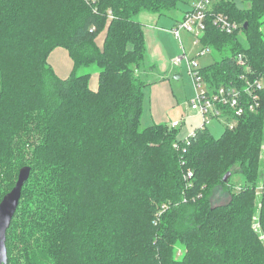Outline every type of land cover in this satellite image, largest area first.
<instances>
[{"label": "trees", "instance_id": "16d2710c", "mask_svg": "<svg viewBox=\"0 0 264 264\" xmlns=\"http://www.w3.org/2000/svg\"><path fill=\"white\" fill-rule=\"evenodd\" d=\"M194 1L0 0V202L31 166L7 264H264V90L258 113L218 137L206 127L188 143L168 123L143 125L157 70L140 14L178 19ZM244 1L213 6L238 31L209 20L200 38L212 92L264 77V0ZM59 47L67 78L48 59Z\"/></svg>", "mask_w": 264, "mask_h": 264}, {"label": "built area", "instance_id": "2783aa9c", "mask_svg": "<svg viewBox=\"0 0 264 264\" xmlns=\"http://www.w3.org/2000/svg\"><path fill=\"white\" fill-rule=\"evenodd\" d=\"M219 0H196L191 7L187 10L184 17L178 22L173 31L179 35L180 30L183 28L196 36V40L201 42V36L204 34L208 27V21L212 20L218 28L224 33H234L240 29L241 24L233 20L227 13L214 11L213 6ZM208 51V48L201 50ZM186 61L192 83L194 87L193 98L189 101L193 110L201 114L202 124L201 127L191 134H189L185 141L190 143L191 137H195L201 129H204L206 124L215 119V117L225 120L228 127H234L236 124V117L242 116L245 112L258 113L263 106L264 90V77L256 76L250 78L248 73L243 74L242 85H230L228 87L221 86L214 92L210 91L206 82L201 74V66L196 59L190 58L186 53L173 59L174 65H180ZM238 66H243L247 72L251 71L248 65L247 56L245 54L239 55L236 58ZM232 111V114L230 112ZM233 115V117H232ZM181 124L180 120L172 121L171 127H177ZM192 170H189L186 176H192ZM237 190L242 189L241 184L235 186ZM260 186L257 194H260ZM255 227L260 226L258 223L254 224Z\"/></svg>", "mask_w": 264, "mask_h": 264}, {"label": "crops", "instance_id": "0c3cea01", "mask_svg": "<svg viewBox=\"0 0 264 264\" xmlns=\"http://www.w3.org/2000/svg\"><path fill=\"white\" fill-rule=\"evenodd\" d=\"M183 17L184 15L175 19L169 15H159L157 13L153 14L149 12H141L140 14V19L144 23L145 27V41L147 44L149 60L157 70L155 73L156 82L145 88L144 111L148 106L150 113L149 118L151 121L149 125L154 123L157 124L159 122L171 125L172 121L180 120L181 124L177 126L178 138L180 139H185L189 135H182L179 132V129L186 127L190 114L187 107H185L184 112L180 116H177V110L181 109L180 106H182L185 102L189 107V101L191 99L186 98L185 89H176V86L170 77L173 75L176 79H180L182 74L181 70L178 68L183 64H186L185 62L181 65L173 64V59H175L177 49L179 50L177 57L184 55V53L190 57V54L187 53L185 42L182 40L183 33L189 32L183 28L180 30L179 35H176L173 31L175 25L180 22ZM103 37L104 33H102L98 38V41L101 44H103ZM177 41L178 44L180 41V47L177 45ZM48 59L56 73H58L61 77L69 76L73 68V59L69 56V53L65 48L59 47L54 49ZM98 80L99 73L94 72L90 80V85L95 89L98 88ZM197 117L198 123L200 124L197 125L193 131L199 129L202 124V116L198 112ZM206 127L207 126H205V128Z\"/></svg>", "mask_w": 264, "mask_h": 264}, {"label": "rangeland", "instance_id": "374dc122", "mask_svg": "<svg viewBox=\"0 0 264 264\" xmlns=\"http://www.w3.org/2000/svg\"><path fill=\"white\" fill-rule=\"evenodd\" d=\"M236 1H237V4L239 5V7L240 6L241 7L248 6V3L245 2L244 0H236ZM183 6L186 7L187 5H183ZM182 40H184V42H185V46L187 48V53L190 54V57L192 59L196 58L199 61V65L201 67L213 63L214 56H212V53H210L209 51H206V50L204 51V53L201 52V50L204 48V46H203V44L201 42L196 40V36L194 34H192L190 32L189 33H183ZM177 45L180 47V41H179V44H178V41H177ZM178 51L179 50L177 49V54H178ZM177 54L175 55V58L177 57ZM184 62L186 63V61H184ZM178 69L181 70L182 77L180 79H176L172 75L170 77V79L175 84L177 90H180V89L184 90L185 89L186 90V98L192 99L193 97H191V96L194 93V87H193V83H192V77H191V74H190V69L188 68L187 63L183 64ZM97 73H99V72H97ZM64 78H67V77H64ZM180 107H181V109L177 110V116H180L184 112L185 107H187L188 112L190 114L186 127H183V128L179 129V132L182 135L186 136L188 134H191L193 132L194 128L197 125H199L200 123H198L197 112L193 111L190 108V105L188 107L186 105V102H185ZM149 114H150L149 113V108L147 106L145 111H144V116H143V125H145V126L149 125V123L151 122L150 118H149ZM226 124L227 123L225 122V120H223L221 118H218V117H215V119L209 121L206 126L208 127L209 132L213 136L218 137V136H221L222 133L228 127V125H226ZM232 180L237 182V184H240L239 181H242V177H241V175L239 173H237V174L234 175ZM233 187H235V185H233ZM215 196L223 200V199L226 198L227 193H224V192H222L221 189H218L215 192ZM256 196H259V195L257 194ZM257 223L260 225V222L258 220H255V224H257ZM254 228L258 232V231L261 230L262 225H260L258 227L254 226ZM260 239H264V233L261 234Z\"/></svg>", "mask_w": 264, "mask_h": 264}, {"label": "water", "instance_id": "95a60500", "mask_svg": "<svg viewBox=\"0 0 264 264\" xmlns=\"http://www.w3.org/2000/svg\"><path fill=\"white\" fill-rule=\"evenodd\" d=\"M247 26V24H246ZM31 166H24L19 170L18 179L15 186L4 195L0 202V264L8 262L7 248V230L10 227L13 217L19 207V202L23 193V186L30 178ZM232 173H227L223 181L227 182L231 178Z\"/></svg>", "mask_w": 264, "mask_h": 264}]
</instances>
